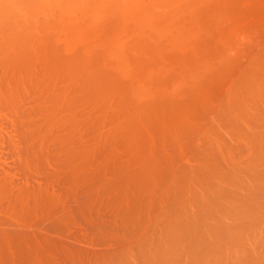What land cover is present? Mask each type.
Segmentation results:
<instances>
[{"label": "bare ground", "instance_id": "6f19581e", "mask_svg": "<svg viewBox=\"0 0 264 264\" xmlns=\"http://www.w3.org/2000/svg\"><path fill=\"white\" fill-rule=\"evenodd\" d=\"M86 1L87 0H82V1L81 0H0V104L1 103H6L7 105L9 104V106H7V108H6V110H8V111L4 112V110H3V112H1L2 110L0 109L1 110L0 114H2V115H0V119L5 120V118H6L5 122H4V120H2V121L0 120V123L1 122L5 123V124L4 123L0 124V169H2L0 171H3V172H0L1 174L3 173V175H0V195L3 193L5 195V191H7V190H8L6 192L7 196L9 193H12V195L11 196L9 195V197H8L10 199V200H8V202H10L12 200H14L15 202L12 201V202L8 203L6 205V207L4 208L3 213L4 214L6 213L7 215L12 216L13 219H18V217L21 214H23V212L25 210L24 205L26 204L25 199L27 197L29 198L30 194L36 193L38 195V196L36 195L37 197H35V195L34 196L32 195L34 198H36V202H37V199L42 200L41 197L43 198V200H45L44 198H46V195L49 196L50 194H53L52 193L53 190L50 193V190L52 187L49 188L50 186L48 185V183L46 186H49L48 188L50 190L45 189L43 187L44 184L41 185L42 187H40V184H38V186H37L38 189H37L36 184H35V186L34 185L31 186V184H29V181H31V180L29 179V177H27L30 174L29 172H28L29 174H27V171H29V169L31 168L32 165H33L32 167L35 170L34 172L38 173L41 169L40 166H43V165H41L42 162L44 160H46L47 158L51 159V158H49L50 153H48L49 146H51L50 144H53V146H55L56 148H59L63 152V159H62L61 163L64 166L62 165L61 170L63 168H66L67 173L65 176L68 177V181H72V182L78 181V180L80 181L81 178H83L84 175H86V173H87L86 171L88 169L91 170L92 168H96L98 170L99 167L102 166V165H100L102 163L101 158H99L100 156L97 155L98 158H97V156H93V152H94V150H96L95 147L97 145H99L98 143H99V140L101 137H99L94 143L93 142L91 144L86 143L82 138L84 136V133L81 132L82 131L81 129H86L85 131L83 130L84 132H86L87 130L94 129L95 126H96L95 129L96 128L99 129L100 128V126H98L99 124L101 125V123L103 124L104 121L110 120V122L112 124L111 126L112 127L114 126L113 129H116L117 131L121 130L122 131L121 133H124V135H125L124 141H122V142H125V139H127V145L129 144V145L135 146L137 144L138 139L143 135V134H141L142 128L144 129V127L147 126L149 122L152 123V120L153 119L155 120V116H156V114L154 115V111L156 112L155 108H154L155 110H153V108L148 109L149 111L146 115L142 114L143 110L141 111L142 113H140L139 108H142L140 106H143L144 104L141 103L143 105L138 106V102L139 101L145 102V98L142 100L141 98H139L140 97L139 95L142 92V90L143 91L144 90L145 91L146 90L152 91V89H157V87L159 86L158 83H156L154 80L158 79L157 76L159 74L165 72L168 69L167 68V62H169V60H168V57L165 56V54H164L165 50L169 47H172V46L182 45V44H180L182 42V40L184 38L186 39L188 37L186 35V33L181 32V30L184 31L182 29L184 26L188 25L189 27H187V28L189 29L190 32H196L197 33L198 29H201V30L206 29L207 30V28H209L211 26L213 27V25H214L213 24V25L203 29L204 26L209 25V24L206 25V23H203V21L206 20L207 22L211 23L214 20H216L215 18H217V20H219V17H218L219 15L217 14V12L219 13V10H218L219 7L217 9V5H219V4L216 3V0H194V1H192V0H173V2L176 3L174 5L175 6L178 5L177 6L178 9H177L176 13L168 14L167 16L164 17V19L162 18L161 22L159 24H156V26L149 27V28H147V30L146 29L141 30L142 35H144V36L148 35L149 37H152L153 39L157 40V43L155 45L147 44L148 40H147V42L145 41L147 39L146 38L147 36L145 37L146 39L144 40L146 43L143 41H140L139 40L140 38L137 35V33H138L137 32L136 35L139 38L138 42L135 41V43H137L135 50H137V51L132 55L131 54L127 55L124 59H121V60L117 59L118 61H115V59H114V61H113V60H111L112 57L110 58V56H111V54L116 53L119 50V39L121 40V38H119V37L122 35V34L119 35L120 33H118L117 36L115 35L116 38L114 37L116 40L115 41L116 45L112 48H110L111 46H109V48L104 46L105 49H104V47L101 48L102 50H100V52H97L95 56L92 53V55L94 56V57H92V59L91 58L88 59V57H87V59H86V57L83 59L82 57L79 56V54H77L78 53L77 51H76L77 52L76 54L78 55L79 58L75 57L76 55L69 57L68 55H65L66 53L63 55V54H61L62 52H60L56 48L57 46L56 47H55V45L53 46L54 42L56 43V45H58L56 42L57 37L55 35H58L59 32L57 31L58 33L56 32V34H55V31H56L57 27H60V26H58L61 23L60 21L62 19V18H60V16H61V14L65 13L66 11H69V8L72 9L73 11H74L73 8H76L75 10H77V7H79V6H75V5H77L78 3H80V7L83 8L84 6H86L85 5L87 3ZM99 1H100V4L96 5L97 7H101L104 9L106 7H110V9L115 11V13L123 14V17L125 16L128 18H133V21L135 20V18L137 19L139 17V16L135 17L134 15L136 13L134 14V11H136V10L135 9H134V11L132 10L134 4L138 3L137 2L138 0H99ZM99 1H97V4ZM147 1H148V3L151 1L152 2L155 1L153 3H158V0H147ZM89 3H87V4H89ZM223 3H225V2H223ZM233 3H234V1H233ZM94 4H96V3H94ZM143 4H145V3H143ZM72 5L75 7H73ZM89 5H91V4H89ZM174 5H172V6L174 7ZM68 6H72V7H68ZM152 6H153V4H152ZM156 6H159V5H156ZM67 7H68V10H65V12H64V9H67ZM86 7H89V6H86ZM107 10H106V12H109ZM191 10L194 13V14L192 13L193 14V15H191L192 17L191 16H190V18H187L188 16L185 17V13H187L188 11L191 12ZM92 11H94L93 7H92ZM142 11H143V9H142ZM142 11H139V12H142ZM151 11L153 12V8L151 9ZM76 13H78V12H76ZM104 13H105V11H104ZM155 13L156 12H154V14ZM161 13H163V12L161 11ZM94 14L95 13L93 12V15ZM154 14H152V15H154ZM158 14H160V13H158ZM216 14L218 16H216ZM221 14H222V11H221ZM86 15H88V14L86 13ZM144 15H146V14H144ZM250 15H252V14H250ZM73 16H71V17L74 18ZM95 16H97V15H95ZM95 16H93L92 19ZM101 16H102V14H101ZM223 16H225V15H223ZM71 17H69V18H71ZM155 17H157V15H155ZM222 17L220 16V18H222ZM97 18H99V17H97ZM120 18L118 20H120ZM147 18H149V17H147ZM104 19H105V17H104ZM95 20H97V19L95 18ZM123 20H125V19H123ZM72 21H73V19H72ZM76 21H78V20H76ZM98 21H97V23H98ZM109 21L110 20L108 19V22ZM63 22H65V24H67V23H70L71 21L67 22V19H66V21L64 20ZM141 22H138L139 25ZM73 23H75V22H73ZM86 23L87 22L84 21L83 19L79 23V24H81L80 28L78 27L79 37L80 36L82 37V35L85 34V32L87 31V26L90 25V23L87 25H86ZM97 23H96V25H97ZM127 23H128V21H127ZM134 23H135V21H134ZM70 25H73V24H71V23L67 24L68 27H70ZM91 26H93V24ZM94 26H95V24H94ZM94 28L98 29L99 26L94 27ZM117 29L121 30V29H119V27ZM133 29L137 31L136 27ZM58 30H59V28H58ZM69 30H71V29H68V31ZM124 30H126V28ZM210 30H212V28ZM129 31H130V29H129ZM138 31H139V29H138ZM217 31L218 30H216V32ZM75 32L77 33V31H75ZM190 32H187V33H190ZM112 33H114V32H112ZM139 34H140V31H139ZM194 35L190 34V36H193V37H194ZM207 35H209V34H207ZM68 36L69 35H67V37ZM196 36H197V34H196ZM221 36L223 37V35H221ZM198 37H199V35H198ZM167 38H169V39H167ZM170 38L171 39L173 38V39L170 40ZM190 38H192V37H190ZM100 39L98 38V40H100ZM193 39L195 41L196 37ZM62 40H64V38H62ZM108 40H109V36H106V38L104 37L103 41L105 42L104 43L105 45H106V41L109 42ZM141 40H143V39H141ZM155 40H153V41H155ZM189 40H191V39H189ZM224 40H225V38H224ZM67 41H68V39H67ZM123 41H125V40H123ZM212 41H213V39H212ZM213 42H215V41H213ZM65 43H66V41H65ZM65 43H64V45H68ZM100 43H102V42H100ZM64 45H63V47H64ZM106 46H108V45H106ZM207 46H206V48H207ZM127 47H129V46H127ZM210 47H211V45H209V48ZM63 49H65V47ZM86 49H88V48H86ZM94 49L95 48H93L92 50L95 52ZM200 49H199V51H200ZM207 50H209V49L207 48ZM119 51H118V53H119ZM192 51H194V50H192ZM199 51H198V54H199ZM64 52H65V50H64ZM86 52L88 53V51H86ZM208 52H210V51H208ZM208 52H206V53H208ZM213 52H215V51H213ZM180 53H182V52H180ZM72 54H73V52H72ZM168 54H170V53H168ZM187 54H189V53H187ZM189 55L187 57H189ZM200 55H202V54L200 53ZM206 55L208 57V54H206ZM206 55L204 54V57ZM217 55L218 54H216V56ZM212 56H213V54H212ZM261 56H263V55H261ZM181 57H182V55H181ZM198 57H200V56H198ZM198 57H197V59H198ZM194 58L195 57H193V59ZM219 58H220V56H219ZM263 58H261V60L259 61V62H262L261 65L258 62L259 63L258 65L260 66V67L257 66L258 72L251 73L250 72L251 70L249 71L250 74L248 72H245V73H243L244 75L246 73H248L249 75H247V76L245 75L244 79L240 74V76L242 77V80L238 79L241 81L240 84L238 82H236L240 86L239 91H238V95L233 97L232 99L230 98L229 102H227L228 107H227L226 111L224 109L226 116L228 118L230 117V119H231L229 121V119H227V117H224L227 119L226 123H227V121L230 122V123H228L229 126H227V127L229 128V130H231V132L236 133L237 137H239L240 134H241L240 136H242V133H243L242 128L246 124L245 122H247V121L246 120L244 121V125L240 124L242 128L238 124L241 123L245 117L247 119V116L249 114L248 111L250 110L249 105L254 103V101H253L254 98L258 99L260 101V99L262 98V95L264 94V91H263V88H264V62L262 61ZM183 59L181 61H183ZM194 61H195V59H194ZM206 61H208L207 63H209V59L208 60L206 59ZM191 62H192V60H191ZM256 62L257 61H255V63ZM185 63H187V60ZM185 63H184V65H185ZM193 63H191V64H193ZM202 63L203 62H200V64H202ZM207 63H204L203 64L204 66L201 65L203 67L202 70H204L206 68ZM197 64L198 63L193 64V65L195 66ZM172 66H173V64H172ZM188 66H190V65H188ZM198 67L199 66L197 65V69H195V70L201 69V68L198 69ZM129 68H132L130 73H129L130 78L127 77L128 72H129L128 71ZM189 72H190V74H188ZM193 73H194L195 77H196V75H200V74H195V72H193V70H192V74ZM201 73H203V71ZM179 74H180L181 78L183 76L184 79H186V77L192 76L191 70L188 71V69L182 70ZM177 75H175V76L173 75V76L176 77ZM185 75H186V77H185ZM180 76L177 77L179 80H180ZM125 77H126V80H125ZM155 77H156V79H154ZM198 77H200V76H198ZM201 78H203V77L201 76ZM127 79H129V80H127ZM234 79H236V78H234ZM31 81L35 82V91H38L37 93H39L38 94L39 97L36 99V102H38L37 106L40 108V111L38 112L40 120H39V122L34 123V124L30 125L29 127L26 124L28 127L27 128L28 132H27V130H25L26 127H25L24 122H23V124L19 123V126L17 127V125L14 122L15 121L14 119L25 118V114H26V112H24L25 111L24 107L26 106V105H24L26 103L25 98L27 96L31 95V94L30 95L28 94L29 90H27V84ZM159 82H161V81H159ZM175 82H177V81H175ZM188 83H190V82H188ZM29 84H31V83H29ZM162 85L167 86L164 83H161L160 87ZM169 86H171V85H169ZM49 89L51 90V92L50 91H49V93L46 92V94L43 93V91H45V90L48 91ZM189 89H190V87H189ZM151 91H150V94H151ZM234 92H235V90H234ZM234 92H233V94H234ZM33 93H35V92H32V94ZM152 93H153V91H152ZM142 94L145 95L143 92H142ZM146 94H147V92H146ZM235 94H236V92H235ZM203 96H205V95H203ZM31 97L32 96H30V98L29 97H27V98H29L31 100ZM249 98L252 99L251 100V101H253L252 103H249ZM29 99H28V101H29ZM262 100L264 101V99H262ZM154 101H156V100H154ZM259 101H258V103L261 102V101L260 102ZM225 102H224V104H225ZM148 103H149V101H148ZM263 104H264V102H263ZM80 105H82L84 107L87 106L86 107L87 110H86V108L85 109L79 108L82 111L81 110H79V112L74 111V110H76L75 108H78V106H80ZM258 105L261 106L262 104L260 103ZM146 106H147V103H146ZM222 106L224 107V105H222ZM226 106L227 105H225L224 108H226ZM159 107H161V106H159ZM253 107H255V110H257V106H253ZM9 108H10V110H9ZM83 110H85V111H83ZM107 110L112 111V114L109 113V114H111L112 117L110 119L106 120L105 112H107ZM157 110H158V108H157ZM165 110L167 111L168 108H166ZM172 110H174V109H172ZM255 110L250 111V114H251V112L254 113V112L258 111V110L257 111H255ZM94 111H95V113H96V111L100 112L99 114L96 113L98 115V117H97L98 119H96V120L94 117L95 116ZM222 111H223V109H222ZM222 111L220 110V116H222V115L225 116L224 114H222V113H224ZM8 112H10V113H8ZM146 112H144V113H146ZM211 112H212V110H211ZM260 112H261V110H260ZM260 112L258 111L257 114H259ZM158 113H159V111H158ZM175 113H176V111H175ZM263 113L259 115V119L262 118L261 120H263V121H261L262 122L261 124L264 126V116H262ZM14 114L18 118H14L15 117ZM214 114H217V113H214ZM254 114H256V113H254ZM28 115H30V114H28ZM171 116L173 117L176 115H171ZM260 116H262V117L260 118ZM3 117H5V118H3ZM93 117H94V119H93ZM172 117H170V118H172ZM178 117H176V118H178ZM183 117L180 116L179 119L181 120ZM217 117L219 118V116H217ZM157 118H158V116H157ZM248 118H249V116H248ZM254 118H256L255 120H257V117H254ZM252 119H253V117L251 116V120ZM7 120L8 121L10 120L9 122H12V123L11 124L7 123L6 122ZM165 120H166V118H165ZM219 120H221V119L219 118ZM240 120H242V121H240ZM248 121H249L248 122L249 124L252 122V121H250V119ZM254 122L257 123L255 126H257V129H258V126H260L259 125L260 121L257 120V122L256 121H254ZM212 123L210 124L211 126H212ZM226 123H225V125H226ZM12 124L15 126H12ZM28 124H31V123H28ZM213 124H215V123H213ZM220 124H223L222 120H221ZM149 125H151V124H149ZM251 125H253V124H250V127H248V125H245L248 129V132H244L246 134H243L244 137L246 138V140L243 137H241L242 139H244L246 141L247 146L249 148V155H247L248 156L247 161H245L246 158H245V160L243 159L245 157V154H244L242 157L243 160L241 159L242 162H241V164H239L240 161L238 160V157L241 156L243 148H244V144H243L244 142L241 141V139H240V142H243L241 144L243 146V148H242L240 154L237 153L238 154L237 160L239 161V163L237 165L233 164L234 162L233 163L231 162V161H233V160H231V157H233V156L228 158L229 153H227L228 156L227 155L225 156L229 160H231L229 162V164H231L230 165L231 168L228 169L229 166L228 167L226 166L228 171L226 169H223V170L220 169L222 166L220 167L219 165L216 164V161H219L220 159L219 160L215 159L216 161H214V158H211L212 156L217 155L218 152H217V154H214V155L212 154L211 157H209L210 155H207L208 153L205 152V154L208 157L207 158L205 157L206 158L205 162L202 161V163L204 162L203 163L204 165H202L203 169L201 167V169L203 171L200 170L202 172L197 171V170H193V168H192L191 171L189 170L186 173H184L185 172V170H184L183 174H181V175L179 174L180 177H178V179L176 176L177 174L175 175L176 180H175V182H173L175 184H172V185H174V186H172L173 188H169L172 190V191L170 190L172 192V193H170V194H172L170 196L171 200H169V202H170V203H168L169 206L167 205L168 206L167 211L164 209L166 212H165V214H163V216H162L163 218L161 219L162 220V222H161L162 226H160V227H162V228H161V233L159 232L160 236L158 238L152 239L151 237L154 235V233H153L152 236L150 235L151 237L148 236L151 239L147 238L148 240L146 239V241H144V242H142L140 240L141 241L140 247H138V249L140 248L139 252H138L139 255L136 253V256L138 255V257H137V259H136V257L134 258V259H136L135 264H259L260 263V260H261L260 258H262V257L264 258V256H262L264 254V252H263V254H261L263 250L260 251L261 253H259V250H256V249H255V251H249L246 249V248L251 247V245L257 246V240H258V234H259L258 231H259V228L262 226V224L264 225V134H263L264 129H261L259 127V129L257 130L255 126L251 127ZM214 126H216V125H214ZM101 127H103V126H101ZM109 128H110V126H109ZM21 129H23V131H21ZM218 129H220V128H218ZM223 129H224V126H223ZM206 130H205V132H206ZM226 130H227V128H226ZM260 130H262V131H260ZM99 131L100 130H98V132H95V130H94V133L98 134ZM211 131H212V129H211ZM223 131H225V130H223ZM20 132H21V134H20ZM219 132H222V131L220 130ZM226 132H228V130ZM118 133H120V132H118ZM99 134L101 136V134H103V133L101 132ZM120 134H118V135H120ZM228 134L230 136L231 133H228ZM237 134H239V135H237ZM86 135H89V134H86ZM110 135H111V133H110ZM20 136H22V137H20ZM107 136L110 139V136L109 135H107ZM114 136L119 137L116 135H114ZM223 136H225V135H223V133H222V135L219 136V139L223 138ZM29 137H33V138L36 137L37 142L35 141V143H33L34 146H33V144L30 146H25V138L27 140ZM105 137H106V135H105ZM212 137H214V138H212ZM212 137H210V138H212L211 140L216 139L214 135H212ZM224 138H223V140H224ZM232 138H234V137H232ZM145 139H147V138H145ZM227 139H229V138L226 137L225 140H227ZM221 140H220V142H222ZM225 140L223 142H225V143L229 142V141H225ZM112 141H113V137L111 139V142ZM117 141L119 142V140H117ZM117 141H115V142H117ZM140 141H142V140H140ZM143 142L145 144V142H147V141L144 140ZM143 142H140V143L142 144ZM236 142L238 143V141H236ZM112 143H114V142H112ZM215 143H216V141H215ZM213 144H214V142H213ZM235 144L236 143H234V145H232V146H236ZM118 145H116V147ZM238 145L241 147L240 143ZM102 146H103V144H102ZM224 146H225L224 147L225 149L226 148L228 149L229 145L226 144ZM239 146H237V147L239 148ZM122 147H123V145H122ZM131 147L129 146V148H131ZM135 147H132L133 149L132 148L131 149L133 151L135 149L134 152L136 153L137 152L136 149H139V148H135ZM146 147L147 146H145L144 148H146ZM213 147H215V144ZM222 147H223V145L219 147V149H220L219 153L221 152V149H223ZM127 148H128V146H127ZM207 148H208V146H207ZM5 149H10V151H12V152H9V150H8V152H9L8 153L7 151H4ZM59 149H58V151H59ZM131 149H129V150H131ZM204 149H202L201 151H203ZM210 149H212V148H210ZM230 150H231V148H230ZM109 151H112V150H110V148H109ZM212 151H214V150H212ZM216 151H218V149ZM233 151H234V149H233ZM141 152H142V150H141ZM223 152H228V150L223 151ZM46 153L49 157L47 155H45ZM245 153L248 154V151H246ZM9 154H12V155H9ZM231 154H233V153H231ZM94 155H96V154H94ZM42 156H45V158ZM104 156H106V155H104ZM141 156H142V153H141ZM95 157L97 159H100V161H99V162H101V163H99L100 166L96 164L97 159H95ZM127 157H129V156H126V158ZM217 157H219V156H217ZM9 159L12 161H10ZM41 159H42V161H39ZM57 159H58V157L56 158V160ZM110 159L107 161H110ZM202 159H203V157H202ZM105 160L103 159L102 161L106 164ZM224 160L222 162H224ZM49 161L50 160H47V162L50 164L49 165L50 167H48V168L51 169L52 164ZM47 162H46V164H47ZM110 162H112V161H110ZM220 162H221V160H220ZM237 162H235V163H237ZM56 163H57V161H56ZM127 163L125 161V164H127ZM43 164H45V163H43ZM53 164H55V163H53ZM223 164L229 165L227 162L226 163L224 162ZM57 165L60 166L59 164H57ZM192 165H193V163H192ZM199 165L201 166V164H199ZM216 165L219 167L220 170L225 171V172L227 171V173L225 174V172H223L224 176L222 175V173L220 175L219 173L222 171L219 172L218 169H216L217 168ZM105 166H107V165H105ZM45 167H47V166H45ZM54 167H53V169H54ZM224 167H225V165H224ZM33 168H31V169H33ZM43 168H44V166H43ZM128 168L129 167H127L126 169H128ZM138 168H139V166H138ZM10 169H11V171H12V169L14 171L17 169L18 171H16V172L18 174L22 173L20 176H17L18 178L20 177L18 179L19 181L17 180V182L16 181L13 182L14 180L13 181L11 180V178H12L11 176H13V175H11ZM58 169H60V168L58 167ZM93 171H94V169H93ZM13 172H12V174H13ZM55 172H57V171H55ZM128 172H130V170ZM97 173H99V172H97ZM38 174H40V173H38ZM9 175H11L10 179H9ZM25 175H27V176H25ZM46 175H48V174H46ZM112 178H114V176ZM117 178H120V175ZM117 178H115V179H117ZM40 179H39V181H40ZM42 179H41V182H42ZM47 179H50V176ZM105 179H106V177H105ZM105 179L102 178L101 180L104 181ZM120 179H122V178H120ZM169 180H171V179H169ZM87 181H88V179H87ZM87 181L85 183H87ZM153 181H155V180L153 179ZM108 182H111V181H108ZM33 183L34 182H32V184ZM90 183L92 184V181ZM90 183H89V186H91ZM96 183H98V182H96ZM103 183L104 182L98 183V185L102 184V187L106 188V186H103L104 185ZM28 184H29V186H28ZM68 184H69V182H68ZM105 184H106V182H105ZM113 184L115 186V185H118L119 183H113ZM151 184H153V183H151ZM221 184L223 186H221ZM26 185H27V189L25 188ZM95 185L98 186L97 184H94V186H91L92 188L90 187L94 191H96V188H93V187H95ZM23 186H25L24 190H23ZM33 186L36 187V189L33 188ZM51 186H53V185H51ZM71 186H70V188H71ZM30 187H32L33 191L31 189H29ZM107 187L110 190V188L113 186L108 185ZM18 188L19 189L22 188V189L19 191ZM78 188H80V187H78ZM120 188H122V187H120ZM13 189H15V191ZM82 189L85 190V186ZM82 189H80V190H82ZM9 190H11V191H9ZM29 190H31L33 193H31ZM100 190H103V189H100ZM100 190H99V192H100ZM104 190H106V189H104ZM17 191H19V192H17ZM21 191H22V193H21ZM25 191H27V192H25ZM47 191H49L50 194H48ZM106 191H108V190H106ZM15 192H16V194H15ZM24 193H25V196H24ZM58 193L59 192L56 193L57 196H58ZM97 193H98V189H97ZM163 193H164V191H163ZM26 194L28 196H26ZM39 194H40V197H39ZM109 194H111V192ZM13 195H14V197L10 198ZM98 195H100V194H98ZM94 196H93V198H94ZM17 197L19 200L16 199ZM57 198H56V201H59V199H57ZM98 198L100 199V197H98ZM112 198H113V196H112ZM20 199L21 200L24 199V200L20 202ZM51 199H52V197H51ZM53 199L55 200V196ZM53 199H52V201H53ZM40 200H38V204L35 203L34 206L36 204L38 206H41L43 203H46V202L40 201ZM47 200H45V201H47ZM94 200L96 201V198ZM26 201L29 202V200H26ZM113 201H114V199H113ZM137 201H139V200H137ZM22 202L24 205L22 204ZM41 202H42V204H41ZM49 202H51V200ZM2 203H1V205H2ZM15 203L18 206V208L15 205ZM19 203L21 205H19ZM55 203H58V202H55ZM114 203H116V201ZM51 204H53V203L51 202ZM1 205H0V207H1ZM53 205H57V204H53ZM78 205L79 204H77V206ZM19 206H22V207H19ZM42 206H41V209H42ZM44 206H45V204H44ZM147 206H148V204H147ZM133 210L135 212V209H133ZM25 211H27V210H25ZM90 212H91V210H90ZM50 213H51V211H50ZM4 214H0V215L2 216ZM46 214H48V212ZM21 217H23V216L21 215ZM7 218H9V217H7ZM91 218H93V217L91 216ZM258 218L259 219L261 218V219L259 220ZM10 219H11V217H10ZM28 220H29V218H28ZM0 221H1V219H0ZM4 221L6 222V220H4ZM14 221H16V220H14ZM19 221L20 220L18 219V222ZM136 221H138V220H136ZM259 221H261V222H259ZM7 222L9 223V221H7ZM2 223L3 222L1 221L0 225L2 227H3V225H7V224H4V223L2 224ZM11 223H13V222H11ZM159 223H157V224H159ZM24 224H26V222H24ZM42 224H44V223H42ZM27 225H29V224H27ZM31 225H30V227H31ZM9 227H12V226H9ZM14 227L16 229H18L15 225H14ZM24 227H26V226H24ZM262 227L264 228V226H262ZM4 228H6V227H4ZM141 229H143V228H141ZM149 229H150V227H149ZM5 230L7 231V229H4V231ZM19 230H21V228ZM15 233H17V232H15ZM5 234H6V232H5ZM263 234H264V232H262V235ZM260 235H261V233H260ZM21 236H20V238H22V242H23L24 236H22V237ZM7 237H5L6 241L11 238V236H10V238H7ZM263 238H264V235L262 237V240H263ZM16 239H19V238H16ZM19 240H21V239H19ZM26 240H28V239H26ZM142 240H145V239L143 238ZM10 241L11 240H9L7 242H10ZM13 242H15V241H13ZM16 242H15V244H16ZM11 243H10V245L8 243V247L13 246L12 247L13 249L14 248H15V250L18 249L17 244L14 245V243H12V244ZM19 244H21V243H18V245ZM26 244H27V242H26ZM24 245H25V242H24ZM246 245L249 247H247ZM14 246H16V247H14ZM21 246H22V244H21ZM37 247H38V245H37ZM19 248L23 249V246L19 247ZM3 249H5V248H3ZM23 250H25V248ZM0 252H2L1 249H0ZM20 253H21V251H20ZM30 253H31V251H30ZM257 253H259L261 256H259V254H257ZM1 254L2 253H0V255ZM114 254H116V253H114ZM130 254L131 253H129V252L128 253L124 252L122 254L119 253V256H118V253H117L116 256H118V257L113 256L112 258L115 257V259H117L119 261V263H121V264L129 263L128 261L130 259V260H132L131 263L134 264L133 259H131L132 256H130ZM2 256H0V258ZM257 256L259 258H257ZM26 258L28 259L29 257H26ZM4 259H5V257H4ZM12 259H14V258H12ZM23 259H25V256ZM100 259H99V261H100ZM109 259H111V257H109ZM257 261H259V263ZM112 262H115V261L112 260ZM1 263H4L3 260L1 261ZM262 264H264L263 261H262Z\"/></svg>", "mask_w": 264, "mask_h": 264}, {"label": "rangeland", "instance_id": "374dc122", "mask_svg": "<svg viewBox=\"0 0 264 264\" xmlns=\"http://www.w3.org/2000/svg\"><path fill=\"white\" fill-rule=\"evenodd\" d=\"M97 1H99V0H95V1L94 0H87L86 2L87 3L90 2L89 4H91V5H89V4H87L85 2L86 3L85 5L89 6V7L84 6L83 8H81L80 7V3H78L77 5H75V6H79V7H77V10H75L76 8H73L74 9V11H73L72 9L69 8L70 12L69 11L65 12V10H68V7H72L73 5L72 6H68L67 9H64L65 13L61 14L62 17L60 16V18H62V19L64 18V19L63 20L61 19V21H60L61 23L58 25L60 27H57V29L55 31V34H56L57 31L59 32V33L57 32L58 35H55L57 37V41L56 42H57L58 45H56L55 42L53 43V46L54 45H55V47L57 46L56 48L60 52H62L61 54L64 55L66 53L65 55H68L69 57L73 56V55L74 56L76 55L75 57H77V58H79L78 55H77V54H79V56L82 57L83 59L85 57H86V59H87V57H88V59L89 58L92 59V57H94L97 52H100V50H102L101 48H103L104 46L107 47V48H109V46H111L110 48L114 47L116 45V42H115L116 41L115 40L116 37H115V35L117 36V34L120 33L119 35L122 34L119 37V38H121V40L119 39V50L120 51L118 50L119 53L117 51L116 52L117 54L116 53L111 54L110 58L112 57L111 60H113V61H114V59H115V61L124 59L127 55H129V54L132 55V54H134L137 51V50H135L136 49L135 47L137 46L136 45L137 43H135V41L138 42L139 38H140L139 40L143 41V42H145V41L147 42V40H148L147 44H149V45L150 44L151 45H155L157 43V40L153 39L152 37H149L148 35H146L147 37L142 35L141 30L142 29H146L147 30V28H149V27L156 26V24H159L161 22L162 18L164 19V17L167 16L168 14H170V13L171 14L176 13L177 9H178V7H177L178 5L175 6L174 4H176V3H174L173 0H170V1L169 0H164V1L163 0L162 1L158 0V3H153L155 1H153V2L151 1V2L148 3L147 0H141V1L138 0L137 1L138 3L134 4L132 10L134 11V9H135L136 11H134V14L135 13L136 14L134 16L135 17L139 16L140 18L139 17H138L139 19L135 18V20H134L135 23H134L133 18H128V17H125V16L123 17V14L115 13V11L111 10L110 7H106L105 9L101 8V7H97L96 5L100 4V1L98 2V4H97ZM192 1H194V0H192ZM233 1H234V3H233ZM142 2L145 3V4H143ZM223 2H225V3H223ZM94 3H96V4H94ZM216 3L219 4V5H217V9L219 7V9H218L219 13L217 12V14L219 16L216 14V16L219 17V20H217V18H215L216 20H214L211 23L207 22L206 20H205L206 22L203 21V23H206V25L209 24L208 26H204L203 29L207 28V27H209V26H211L213 24L214 25H213V27L211 26V27L207 28V30L206 29H204V30L198 29L197 33L196 32H190L189 29L187 28V27H189L188 25L184 26L183 28L181 27L184 30V31L181 30V32L186 33V35L188 37L186 39L184 38L182 40V42L180 43L182 45L172 46V47H169V48H167L165 50L164 54H165V56L168 57V60H169V62H167V68L168 69L165 72L159 74L160 76L159 75L157 76V78L159 80L156 79V77L154 78V79H156L154 81L156 83H158V85H159L158 87L159 88L157 87V89H152L153 93H152L151 90H146V91L142 90V92L145 95H143L142 92L140 93V95H139L140 97L139 98H141L142 100L145 98V102L144 101L143 102H141V101L138 102V106L144 104L143 106H140L142 108H139L140 109L139 110L140 113H142L141 111L143 110L142 114L146 115L148 113V111H149L148 109H150V108H153V110L156 109L157 113L154 111V115L156 114V116H155V120L154 119L152 120L153 124L149 122L148 125L144 127V129L142 128V132L140 131L141 134H143L142 135L143 137L141 136L138 139L137 144L135 145L136 147L132 146V145H129V144L127 145V139H125V142H122V141H124V136L125 135H124V133H121L122 132L121 130L117 131L116 129H113L114 126L112 127L111 126L112 124H111L110 120H107V119H110L112 117L111 116L112 111L107 110V112H105V114H106L105 118H106L107 121H104L105 123L103 122V124L101 123V125L99 124L98 125V126H100L99 129L98 128L95 129V127H96L95 126L94 129L87 130L88 131V132L86 131L87 133L84 132L86 129H81L82 130L81 132L84 133V136L82 138H83V140L86 143H90L91 144L92 142L94 143L99 137L102 138V139L100 138L99 143H98L99 145H97L98 147L97 146L95 147L96 150H94V152H93V156H97V155L100 156L99 158H101V162L103 163L102 164L101 162H99L100 159H97L98 156H97V158L95 157V159H97L96 160L97 161L96 164L99 165V163H101L100 165H102V166L99 165L100 167H99L98 170L96 168H92V169L90 168L92 171L88 169L86 171L87 172L86 175H84V177L81 178L80 181L79 180L78 181H74V182L68 181V177L65 176L66 173H67L66 172V168H63L61 170L62 165H63L61 163V161L63 159V152L59 148H56L55 146H53V144L49 143L51 145V146H49V149H48L49 150L48 153H50V155H49L50 157L47 155V153L45 155H47L49 158H51V159L53 158V159L51 160V159L47 158L46 160H44L45 162L43 161L42 164L40 163L41 165L44 166V168H43V166H40L41 169L38 172L40 174L34 172L35 170L32 167L33 166L32 165L31 168H33V169L30 168L29 171H27V174L30 173L31 175L30 174L28 176L25 175V176L29 177V179L31 180V181H29V184H31V186L32 185L35 186V184H36V187H37L38 184H40V187H42L41 185L44 184L43 187L45 189H48V190H50L49 188L52 187L51 190H50V193L53 190V192H52L53 194H50L49 191H47V193L50 194L51 196L49 195L50 196L49 197L48 195H46V198H44L45 200H47L48 198L49 199L47 201H45L41 197L42 200L37 199V202H36V198H34L33 196L35 195V197H37L38 195L36 193L35 194H30L28 192L31 196L32 195L33 196L31 197L29 195V198L28 197L26 199L24 198L26 204L24 205L23 202H22V204L25 206V210H27V211L24 210L23 214L24 213L25 214L24 215L21 214L23 217H21V215L18 217V219L20 220L18 222V219H13L12 216L7 215L6 213L5 214L3 213L4 212V208L6 207V205L8 203L14 201V200L11 199L12 201L8 202V200H10L8 197H9V195L11 196L12 193H9L8 196H7V194H6V192L8 191L7 190V191H5V195H4V193L0 195V198H1L0 199V205L3 202L1 207H0V214H4L2 216L0 215V219H1V221L4 224H7V225H3V227L0 225L2 227V228L0 227V237L1 236L3 237V238L2 237L0 238V249L2 250V252H0V253H2L0 256L3 255L2 256L3 258L1 257L0 260L1 261L3 260V262H4V263H1V261H0V264H23V263L24 264H98V263L99 264H101V263L102 264H104V263L105 264H109V263L110 264H121V263H119V261L117 259H115V257L114 258H112V257L116 256L117 253H118V256H119V253L122 254L124 252L131 253L130 254V256H132L131 259H133V262L135 264V260L137 259L138 255H139L138 252H139L140 248L138 249V247H140L141 241L142 242L146 241V239L151 237L153 235V233H154V235L151 237L152 239L158 238L160 236L161 228H162V227H160V226H162V224H161L162 220L161 219L163 218L162 217L163 214H165V212L168 209V206H169L168 203H170L169 200H171L170 196L172 195V194H170V193H172L171 192L172 190L169 189V188H173L172 186H174V185H172V184H175L173 182H175V180H176L175 177L176 176H177V179H178V177H180L179 174L180 175L183 174L184 170H185L184 173H186L189 170L191 171L192 168H193V170H197V171L202 170L203 169L202 165H204L203 163L206 161V158L208 157L207 155H210L209 157H211L212 154L213 155L217 154V152H218V154L215 155V156H212L211 158H214V161L219 160V159L221 160V162H220V160L216 161V164L219 165L220 167L222 166L220 168L222 170L223 169L227 170L228 166H229L228 169L231 168L230 167L231 164H229V162L231 160H233L231 162L232 163L234 162L233 164H236V165L239 163V161H240L239 164H241L242 160L243 159L245 160V158H246L245 161H247V158H248L247 155H249V148H248L247 143L245 141L246 138L244 137L243 134H246L244 132H248V129H247V127L245 125H248V127H250V124H253V125H251V127L252 126L254 127L257 124L254 121L257 122V120H258V121H260V124H259L260 126H258V129H259V127L261 129H264V126L261 124L262 123L261 121H263V120H261L262 119L261 117L264 116V113H263L264 112V104H263L264 101L262 100V99H264V96H263L264 94L262 95V98L260 99L261 102L258 99H255V98L253 99L255 104L252 103L253 102V101H251L252 99L249 98V103H252L253 105L252 104L249 105V109L250 110L248 111V113L250 114V111L255 110V107H253V106H257V110L259 112L261 110V112L259 114H257L258 111L255 110V111H257V112H254L256 114L251 112L250 115L248 114L249 118L247 116V119L245 117L243 119V121L240 120V121H242L241 123L238 124L240 127H241V125H244V121L245 120L247 121V122H245L246 124L243 126V128L241 127L242 128V132H243L242 136H240L241 134L240 135L237 134V135H239V137H237L236 133H233V132H231V130H229V128L227 126H229L228 123H230L229 121L231 119H230V117L228 118L226 116L225 111H226V109L228 107L227 102H229L230 98L232 99L233 97L238 95V91H239V87H240L239 84L241 82L240 80H242V77L244 79L245 75L246 76L249 75L250 74L249 73L250 70H251L250 71L251 73L258 72V67H260L258 64L260 63V65H261V63H262V62H259V61L261 60V58L264 57V49H263L264 48V0H218V1L216 0ZM152 4H153L154 7L152 6ZM156 5H159V6H156ZM172 5H174V7ZM75 6H73V7H75ZM92 7L94 8V11H92ZM141 8L143 9V11H142ZM150 8L151 9L153 8V12L151 11ZM106 10L109 11V12H106ZM75 11L78 12V13H76ZM104 11H105V13H104ZM139 11H142V12H139ZM161 11L163 13H161ZM221 11H222V14H221ZM93 12L95 13L94 15H93ZM154 12H156V13L154 14ZM86 13L88 15H86ZM100 13L102 14V16H101ZM158 13H160V14H158ZM192 13H193L192 10H191V12L188 11L187 13H185V17L188 16L187 18H190V16L194 14V13L193 14ZM144 14H146V15H144ZM152 14H154V15H152ZM250 14H252V15H250ZM95 15H97V16H95ZM155 15H157V17H155ZM223 15H225V16H223ZM71 16H73L74 18H72ZM93 16H95V17L92 19ZM220 16L221 17L223 16V17L220 18ZM69 17H71V18H69ZM97 17H99V18H97ZM104 17H105V19H104ZM147 17H149V18H147ZM95 18L97 20H95ZM119 18H120V20H118ZM66 19H67V22L71 21L70 23L73 24V25H70V27H68L67 24H70V23L65 24V22H63L64 20L66 21ZM72 19H73V21H72ZM82 19L87 22L86 25L89 24V23H90V25L87 26V31L85 32V34H83L82 37L81 36L79 37V29H78V27L80 28L81 24H79V23L81 22ZM108 19L110 20L109 22H108ZM121 19L122 20L125 19V20L122 21ZM76 20H78V21H76ZM97 21H98V23H97ZM127 21H128V23H127ZM137 21L138 22L142 21V22L139 25V23ZM73 22H75V23H73ZM96 23H97V25L99 26L100 29L99 28L98 29L94 28V27H98L96 25ZM92 24H93V26H91ZM94 24H95V26H94ZM134 26L136 27L137 31L133 29V28H135ZM118 27H119V29H121L122 27L123 28L121 30H118L117 29ZM58 28H59V30H58ZM67 28L71 29L72 31L71 30L68 31ZM125 28H126L127 31L124 30ZM128 28L130 29V31H129ZM211 28H212V30H210ZM138 29L140 31V34H139ZM216 30H218V31L216 32ZM75 31H77V33ZM111 31L114 32V33H112ZM186 31L190 32V33H187ZM136 33L139 36V38L136 35ZM190 34H193V35L195 34V35L193 37V36H190ZM196 34H197V36H196ZM207 34H209L210 36L207 35ZM67 35H69V36L67 37ZM198 35H199V37H198ZM221 35H223V37ZM106 36H109V40H108L109 42L106 41V45H108V46H106L104 44L105 42L103 41L104 37L106 38ZM190 37H192V38H190ZM195 37H196V39L194 41L193 38H195ZM62 38H64V40H62ZM98 38L99 39L101 38L100 39L101 41L98 40ZM224 38H225V40H224ZM67 39H68V41L69 40L70 41L68 42ZM141 39H143V40H141ZM167 39H169V38H167ZM172 39L170 38V40H172ZM189 39H191V40H189ZM212 39L215 42H213ZM123 40H125V41H123ZM153 40H155V41H153ZM65 41H66V43H65ZM100 42H102V43H100ZM64 43L68 44V45H64ZM63 45H64L65 49H63L64 48ZM209 45H211L210 48H209ZM127 46H129V47H127ZM206 46H207V48L209 50H207ZM105 47H104V49H105ZM86 48H88V49H86ZM91 48L92 49L95 48L94 49L95 52ZM199 49H200V51H199ZM64 50H65V52H64ZM85 50L88 51V53ZM192 50H194V51H192ZM198 51H199V54H198ZM208 51H210V52H208ZM213 51H215V52H213ZM72 52H73V54H72ZM180 52H182V53H180ZM206 52H208V53H206ZM92 53H93L94 56L92 55ZM168 53H170V54H168ZM187 53H189L190 55L187 54ZM200 53L202 55H200ZM203 53L205 55L208 54L209 58L207 57V55L204 57ZM215 53L218 54V55L216 56ZM212 54H213V56H212ZM260 54L263 55V56H261ZM181 55H182V57H181ZM188 55H189V57H187ZM197 55L200 56L201 58L198 57ZM219 56H220V58H219ZM193 57H195L194 58L195 61H194ZM197 57H198V59H197ZM182 59H183V61H181ZM206 59L207 60L209 59V63H207L208 61H206ZM186 60H187V63H185ZM191 60H192V62H191ZM255 61H257L256 62L257 64L255 63ZM262 61L264 62V58L262 59ZM190 62L191 63L194 62L193 64L198 63L197 64L199 66L198 69H200V68L201 69L200 70H195V69H197V65H195L196 66L195 67ZM200 62H203V63L200 64ZM184 63H185V65H184ZM204 63H207L206 64V68H205L206 70L205 69L202 70L203 67L201 65H203ZM172 64H173V66H172ZM188 65H190V66H188ZM184 68L188 69V71L191 70V75L193 77L192 76L186 77V75H185L186 79H184L183 76L181 78L179 73L182 70H185ZM131 69L132 68L128 69L129 72H128V76L127 77H129V78H130V74L129 73H130ZM192 70H193V72H195V74H200V75H196V77H195L194 73L192 74ZM202 71H203L204 74L201 73ZM245 72H248L249 74L246 73L244 75L243 73H245ZM188 74H190V72ZM240 74H241L242 77L240 76ZM173 75L174 76L177 75V76L174 77ZM179 76H180V80L177 78ZM198 76H200V77H198ZM201 76L203 78H201ZM234 78H236V79H234ZM238 79H240V80H238ZM125 80H126V77H125ZM127 80H129V79H127ZM174 80L177 81V82H175ZM159 81H161V82H159ZM171 81L172 82L174 81V82L172 83ZM188 82H190V83H188ZM236 82H238L239 84H237ZM29 83H31V84H29ZM29 83L27 84V90H29L28 94L29 95L31 94L30 96H32V97L34 96V97L33 98L31 97V100L29 99L30 96H27L29 98H27V97L25 98V102L26 103L24 105H26V106L25 107L23 106L25 108L24 112H26L25 118H23V119L22 118L14 119L15 120L14 122L17 125V127L19 126V123L23 124V122H24L25 127H26L25 130H27V128L30 125H32L34 123H37L40 120L39 114H38V112L40 111V108L37 106L38 102H36V99L39 97L38 96L39 93H37L38 91H35V82L31 81ZM161 83H164L167 86L162 85L160 87ZM169 85H171V86H169ZM188 86L190 87V89H189ZM234 90H235L236 94H235ZM31 91L35 92V93L32 94ZM49 91L51 92V90L49 89L48 91L47 90L43 91V93L46 94V92L49 93ZM150 91H151V94H150ZM190 91L191 92L193 91V92L191 93ZM263 91H264V88H263ZM146 92H147V94H146ZM233 92H234V94H233ZM203 95H205V96H203ZM28 99H29V101H28ZM154 100H156V101H154ZM148 101H149V103H148ZM258 101L262 104L261 106L258 105V104H260V103H258ZM224 102H225V104H224ZM141 103H143V104H141ZM146 103H147V106H146ZM222 105H224V107H225V105H227V106H226V108H224ZM7 106H9V104L7 105L6 103H1L0 104V109L2 111L1 110L0 111L1 112H3V110H4V112L8 111V110H6ZM159 106H161V107H159ZM86 107L80 105V106H78V108H75L76 110H74V111L79 112V110L85 109ZM79 108H81V109H79ZM157 108H158V110H157ZM164 108L165 109L168 108L169 111L168 110L166 111ZM172 109H174V110H172ZM222 109H223V111H222ZM224 109H225V111H224ZM9 110H10V108H9ZM86 110H87V108H86ZM211 110H212V112H211ZM220 110L222 112H224V113H222V112L221 113L224 114L225 116H223L222 114L221 115L223 117L220 116ZM83 111H85V110H83ZM158 111H159V113H158ZM175 111H176V113H175ZM144 112H146V113H144ZM8 113H10V112H8ZM96 113L99 114L100 112L96 111ZM96 113L94 111V115L95 116L94 115L93 116L95 117V120L98 119L97 118L98 115ZM109 113H111V114H109ZM214 113H217V114H214ZM262 113H263V115L260 116L261 119H259V115L262 114ZM28 114H30L31 116L28 115ZM0 115H2V114H0ZM168 115L170 117H172L171 115H176V116H173L172 118H170ZM14 116H15L14 118H18V117H16L15 114H14ZM157 116H158V118H157ZM180 116H182V117L184 116V117L180 120L179 119ZM217 116H219V118L222 120L223 124H220L221 120H219V118ZM251 116L254 119V120L252 119L253 121L251 120ZM94 117H93V119H94ZM176 117H178V118H176ZM224 117H227V119H229V121H227V123H226L227 119L224 118ZM254 117H257V120H255L256 118H254ZM3 118H5V117H3ZM165 118H166V120H165ZM249 119H250V121H252L250 124L248 123ZM2 120H4V119H2ZM5 120H6V118H5ZM5 120H4V122H5ZM9 121L7 120L6 122L11 124L12 122H9ZM223 121L226 123V125H225V123ZM4 122H1V123L3 124ZM212 122L215 123V124H213ZM28 123H31V124H28ZM211 123H212V126L210 125ZM26 124L28 125V127H27ZM149 124H151V125H149ZM214 125H216V126H214ZM12 126H15V125L12 124ZM101 126H103L104 128L101 127ZM109 126H110V128H109ZM223 126H224V129H223ZM255 127L257 129V126H255ZM218 128H220V129H218ZM226 128H227L228 132H226L227 131ZM211 129H212V131H211ZM94 130H95V132H98V130H100L103 134H101V136H100V134H99V133H101L100 131H99L98 134L97 133L95 134ZM205 130H206V132H205ZM220 130L222 132H219ZM223 130H225V131H223ZM21 131H23V129H21ZM90 131L91 132L93 131V132L91 133ZM260 131H262V130H260ZM27 132H28V130H27ZM118 132H120L121 134L118 133ZM85 133L89 134V135H86ZM110 133H111V135H110ZM222 133H223V135H225V136H223V138L225 137L224 140L227 137L229 139H227L225 141H229V142L225 143V142H223L224 141L223 138H221L222 140L219 139V136H221ZM228 133H231L230 136H229ZM20 134H21V132H20ZM118 134H120V135H118ZM105 135H106V137H105ZM107 135L110 136V139H109V137ZM114 135L119 136L120 138L119 137H115ZM212 135H214L215 138H216L215 140L213 139L214 141L211 140L212 138H214V137H212ZM20 137H22V136H20ZM112 137H113V141L112 142H114V143L111 142ZM210 137H212V138H210ZM232 137H234V138H232ZM241 137H243L245 140L242 139ZM145 138H147V139H145ZM240 139L244 143L240 142ZM117 140H119V142ZM140 140H142V141H140ZM144 140L147 141V142H145L146 145L143 142ZM220 140L224 144L222 142H220ZM35 141L37 142L36 137H34V138L33 137H29L27 140L25 138V146H30L33 143H35ZM115 141H117V142H115ZM215 141H216V143H215ZM236 141H238V143ZM140 142H143V143L141 144ZM207 142L208 143L210 142V143L208 144ZM213 142L215 144V147H213L214 146ZM234 143H236L235 144L236 146H232V145H234ZM239 143H240V145L243 143L244 144V148H243L242 145L240 147L238 145ZM102 144H103V146H102ZM226 144L229 145L228 149L224 148L225 147L224 145H226ZM116 145H118V146L116 147ZM122 145H123V147H122ZM222 145H223V147H222L223 149H221L222 153L221 152L219 153V151H220L219 147L222 146ZM33 146H34V144H33ZM127 146H128V148H127ZM129 146L130 147L132 146V147H135V148H139V149H136V151H137L136 153L137 154L134 152L135 149L133 151L132 150L133 148L131 147L132 148L131 149V148H129ZM145 146H147V147L144 148ZM207 146H208V148L210 147L212 149H210V148L208 149ZM237 146H239V148ZM229 147L231 148V150H230ZM109 148L112 151H109ZM242 148H243L242 154H241V156L239 155L241 158L238 157V160H239L238 161L237 160V156H238V154H240ZM58 149H59L60 152L58 151ZM129 149H131V150H129ZM202 149H204V150L201 151ZM217 149H218V151H216ZM233 149H234V151H233ZM8 150H9V152H12V151H10V149H5L4 151L8 152ZM141 150H142V152H141ZM212 150H214V151H212ZM227 150H228V152H223V151H227ZM245 150L248 151V154L245 153L246 152ZM229 151L230 152L232 151L231 153H233V154H231ZM205 152H207L208 154L206 155ZM141 153H142V156H141ZM227 153H229V156H228ZM94 154H96V155H94ZM244 154H245V157L242 159ZM9 155H12V154H9ZM104 155H106V156H104ZM226 155L228 156V158L231 157V156H233V157H231V160H229L227 157H225ZM126 156H129V157L126 158ZM201 156L203 157V159H202ZM217 156H219V157H217ZM42 157L45 158V156H42ZM57 157H58V159L56 160ZM102 158L104 160L106 159L105 160L106 164L102 161L103 160ZM109 159L112 162L107 161ZM47 160H50L49 162L52 164L51 165V167H52L51 169L48 168V167H50L49 166L50 164L47 162ZM223 160H224L225 163L227 162L229 165L223 164L224 163V162H222ZM10 161H12V160H10ZM39 161H42V159L39 160ZM56 161H57V163H56ZM125 161H126V163L127 162L128 163L125 164ZM202 161H204V162L202 163ZM46 162H47V164H46ZM235 162H237V163H235ZM43 163H45L46 165L43 164ZM53 163H55V164H53ZM192 163H193V165H192ZM57 164H59L60 166H58ZM199 164H201V166ZM105 165H107V166H105ZM217 165H216V167H217L216 169H218L219 172L222 171V170L219 169V167ZM224 165H225V167H224ZM45 166H47V167H45ZM138 166H139V168H138ZM53 167H54V169H53ZM58 167L60 169H58ZM127 167H129L128 169L130 170V172H128L129 170L126 169ZM201 167H202V169H201ZM93 169H94V171H93ZM0 170H2V169H0ZM10 171H11V169H10ZM13 171L14 170L12 169L11 175H13V176L9 175V179L12 177L11 180L12 181L14 180L13 182H15V181L17 182V180L20 178V177L18 178L17 176H20L22 173L18 174L16 172V171H18L17 169L14 172ZM55 171H57V172L59 171V172L57 173ZM202 171H200V172H202ZM227 171L226 172L222 171V172H220V173L218 172V173L220 175L222 173V175L224 176L223 172H225V174H226ZM0 172H3V171H0ZM12 172H13V174H12ZM97 172H99V173H97ZM46 174H48V175H46ZM0 175H3V173L2 174L0 173ZM112 175L114 176V178H112L113 177ZM119 175H120V178H122L123 180L120 179V178H117V177H119ZM49 176H50V179H47V178H49ZM99 176L100 177L102 176V177L100 178ZM105 177H106L107 180L105 179ZM40 178L42 179V182H41ZM102 178L105 179L106 181L105 180L104 181L101 180ZM115 178H117V179H115ZM39 179H40V181H39ZM87 179H88V181H87ZM153 179L155 181H153ZM169 179H171V180H169ZM86 181H87V183H85ZM91 181H92V184L90 183ZM108 181H111V182H108ZM32 182H34V183L32 184ZM68 182H69V184H68ZM96 182H98V183L104 182L103 186H106V188L102 187V184L98 185V183H96ZM105 182H106V184H105ZM47 183H48V185L50 187L46 186ZM89 183H90L91 186H94V184L98 185V186L95 185V187H93V188H96V191L91 189L92 187L89 186ZM113 183H119V184L114 186ZM151 183H153V184H151ZM29 184H28V186H29ZM51 185H53V186H51ZM108 185L109 186H113L114 188L111 187L110 188L111 191H110L108 189V187H107ZM34 186H33V188L36 189V187H34ZM70 186H71V188H70ZM84 186H85V190L82 189V188H84ZM221 186H223V185L221 184ZM24 187L25 186H23V190H24ZM78 187H80V188H78ZM120 187H122V188H120ZM25 188L27 189V185H26ZM21 189L18 188L19 191ZM29 189L32 190V187H30ZM37 189H38V187H37ZM80 189H82V190H80ZM97 189H98V193H97ZM100 189H103V190H100ZM104 189H106L108 191H106ZM13 190L15 191V189H13ZM31 190H29V191L31 193H33L32 192L33 190L32 191ZM99 190H100V192H99ZM9 191H11V190H9ZM19 191H17V192H19ZM22 191H21V193H22ZM163 191H164V193H163ZM25 192H27V191H25ZM57 192H59L58 196L56 194ZM110 192H111V194H109ZM15 194H16V192H15ZM98 194H100V195H98ZM14 195L12 197H10V198H13ZM111 195L113 196V198H112ZM24 196H25V193H24ZM26 196H28V195L26 194ZM54 196H55V200L53 199ZM93 196H94V198H93ZM39 197H40V194H39ZM51 197H52L53 201H52ZM98 197H100V199ZM56 198L59 199V201H56ZM95 198H96V201L94 200ZM16 199H18V197ZM113 199H114V201H113ZM23 200L20 199V202L23 201ZM26 200H29V202H27ZM38 200L46 202V203H43V204L41 202V204L43 205V206L41 205L42 209H41V206L37 205L38 204ZM50 200H51V202L53 204H57V205L51 204V202H49ZM137 200H139V201H137ZM115 201H116V203H114ZM55 202H58V203H55ZM35 203H37L36 204L37 206L35 205L36 207L34 206ZM44 204H45V206H44ZM77 204H79V205L77 206ZM147 204H148V206H147ZM15 205H16V203H15ZM19 205H21V204L19 203ZM19 207H22V206H19ZM17 208H18V206H17ZM32 208L33 209L35 208L36 210L35 209L33 210ZM133 209H135V212H134ZM90 210H91V212H90ZM50 211H51V213H50ZM47 212H48V214H46ZM91 216L93 218H91ZM7 217H9V218H7ZM10 217H11V219H10ZM28 218H29V220H28ZM4 220H6V222ZM14 220H16V221H14ZM136 220H138V221H136ZM1 221H0V224H1ZM7 221H9V223ZM11 222H13V223H11ZM24 222H26V224H24ZM259 222H261V221H259ZM42 223H44V224H42ZM157 223H159V224H157ZM27 224H29V225H27ZM8 225L12 226V227H9ZM14 225L18 229H16L14 227ZM30 225H31V227H30ZM24 226H26V227H24ZM262 226H264V225L262 224ZM262 226L259 228V231H260V232L258 231L259 234L257 233L258 234L257 246L256 245L255 246L251 245V247H249V246H247L248 245L247 244L246 246L250 248V249L246 248L247 250L255 251V249H256V250H259V253H261L260 251L263 250L262 253H261V254H263V252H264V238L262 240V237H263L264 234L262 235V232H264V228ZM4 227H6V228H4ZM149 227H150V229H149ZM20 228H21V230H19ZM141 228H143V229H141ZM4 229H7V231L6 230L4 231ZM5 232H6V234H5ZM15 232H17V233H15ZM260 233H261V235H260ZM21 235L24 236L23 237V240H24L23 242H22V238H20ZM10 236H11V238H10ZM5 237L10 238L7 241H9V240H11V241L7 242L5 240ZM16 238H19L21 240L16 239ZM143 238L145 240H142ZM151 238H149V239H151ZM26 239H28V240H26ZM13 241H15V242L19 241L18 243H21L22 246H23V249L25 248V250H23L22 248H19V247H22V246H21V244H19L20 245L19 246L17 242H16L17 248H18V249H16L17 251L15 250V248L14 249L12 248L13 246L12 247H10V246L8 247V243L10 245L11 242L14 243V245H16L15 242H13ZM24 242H25V245H24ZM26 242H27V244H26ZM37 245H38L39 248L37 247ZM14 247H16V246H14ZM3 248H5V249H3ZM20 251H21V253H20ZM30 251H31V253H30ZM114 253H116V254H114ZM136 253L138 254L137 256H136ZM259 253H257V254H259ZM24 256H25V259H23ZM108 256L111 257V259H109ZM118 256H116V257H118ZM259 256H261V255L259 254ZM262 256H264V254ZM4 257H5V259H4ZM26 257H29V258L27 259ZM135 257H136V259H134ZM12 258H14V259H12ZM257 258H259V257L257 256ZM262 258H260L261 259L260 263H259V261H257L259 264H262V261L264 263V258L263 259ZM99 259H100V261H99ZM112 260L115 261V262H112ZM128 262L129 263H127V264H132L131 263L132 260L129 259Z\"/></svg>", "mask_w": 264, "mask_h": 264}]
</instances>
